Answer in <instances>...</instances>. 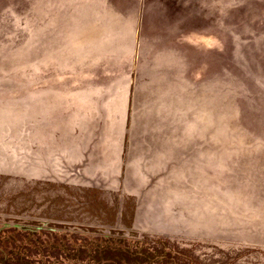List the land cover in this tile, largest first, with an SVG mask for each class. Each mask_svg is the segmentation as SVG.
I'll use <instances>...</instances> for the list:
<instances>
[{
    "label": "crops",
    "instance_id": "obj_1",
    "mask_svg": "<svg viewBox=\"0 0 264 264\" xmlns=\"http://www.w3.org/2000/svg\"><path fill=\"white\" fill-rule=\"evenodd\" d=\"M150 1L157 4L151 7ZM11 15H33L32 98L22 93L16 105L32 108V124L19 122L33 127L28 138L35 159L57 154L59 126H85L94 118L104 127L125 129L113 141L108 137L97 170L120 175L125 150V171L139 185L145 175L176 168L178 225L185 238L198 240V228L211 232L218 220L227 230L236 225L252 234L247 238L259 237L264 224V36L255 39L258 47L245 48L234 33L264 32V0H0V16ZM75 15L192 20L174 24L163 44L150 47L143 35L150 25L144 21L92 24L88 31L95 33L81 45L83 62L119 52L123 72L116 80L108 76L105 84L89 83L75 92L68 86ZM7 28L0 31L1 46L8 49ZM13 30L21 32L20 26ZM81 30L85 33V27ZM153 47L161 50L152 54ZM59 78L65 87H59ZM6 95L2 108L11 111L13 97ZM85 108L89 119L74 120L70 112ZM7 125L0 121V127ZM127 129L131 135L125 143Z\"/></svg>",
    "mask_w": 264,
    "mask_h": 264
},
{
    "label": "rangeland",
    "instance_id": "obj_2",
    "mask_svg": "<svg viewBox=\"0 0 264 264\" xmlns=\"http://www.w3.org/2000/svg\"><path fill=\"white\" fill-rule=\"evenodd\" d=\"M150 3L151 7L157 4ZM185 19L192 20V16L75 15L73 67L68 76L72 83L68 86L80 91L89 83L105 84L108 76L116 80L123 72L118 64L119 52L102 53L96 62H83L81 45L95 33L88 31L92 24L133 25L144 21L150 27L141 34L147 41L145 47H150L163 44L168 29ZM2 26L10 27L11 47L1 46L0 31V121L8 122V127H0V138L4 135L7 142L4 148L0 145V264H89L88 258L75 261L71 256L94 254L106 245L109 236L120 240L119 245H109L117 250L106 252V264H264V224L260 225L258 238H247L252 234L236 225L227 230L219 220L211 232L198 228V240L184 237L178 225L176 168L168 174L145 175L139 185L125 171L129 157L125 147L120 175H112L108 168L97 170L96 163L107 154L108 137L113 141L125 129L104 127L101 121L93 122L94 118L85 126L75 122L73 128L65 122L58 128L57 154L51 159H35L32 138H28L33 135V127L19 122L24 119L29 121L27 125L32 124V108L16 105L24 99L22 93L32 98L33 15L0 16ZM19 26L21 32L13 30ZM235 35L243 39L245 48H254L258 45L255 39L264 32ZM160 50L153 47L151 53ZM60 67L59 63L62 76L66 73H61ZM61 86L65 87L66 81L59 78ZM8 93L13 97L9 100L11 111L2 108ZM25 107L28 110H23ZM86 109H74L70 114H74V120H88L87 115L92 114ZM127 130L125 143L131 135ZM124 248L131 253H118ZM155 255L162 257L151 262Z\"/></svg>",
    "mask_w": 264,
    "mask_h": 264
},
{
    "label": "flooded vegetation",
    "instance_id": "obj_3",
    "mask_svg": "<svg viewBox=\"0 0 264 264\" xmlns=\"http://www.w3.org/2000/svg\"><path fill=\"white\" fill-rule=\"evenodd\" d=\"M120 239H116L114 236H109L107 237V240L106 241V245L102 247V249H100L99 251H95L94 254H90V255H81V253H78V254H74L71 256V258L75 261H79V260H83L84 258H88V260L90 261L89 264H106L105 261L106 259H109V258H106V257H103L104 254H106V252H108L109 250L113 251V249H115L114 251L117 250V247H113V246H109V245H113L114 242H116V244H118V241ZM119 245V244H118ZM118 253H121V254H127V253H131L128 251L127 248H124V249H118ZM136 255L138 254H142V253H135ZM117 259V261L121 260L118 259V258H115ZM112 263H115L114 259L112 258Z\"/></svg>",
    "mask_w": 264,
    "mask_h": 264
},
{
    "label": "trees",
    "instance_id": "obj_4",
    "mask_svg": "<svg viewBox=\"0 0 264 264\" xmlns=\"http://www.w3.org/2000/svg\"><path fill=\"white\" fill-rule=\"evenodd\" d=\"M103 257H107L106 254H104V256H102V258H103ZM160 257H162V256H156V255H155L154 257L150 258V261H151V262L156 261V260L159 259Z\"/></svg>",
    "mask_w": 264,
    "mask_h": 264
}]
</instances>
